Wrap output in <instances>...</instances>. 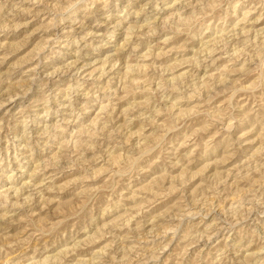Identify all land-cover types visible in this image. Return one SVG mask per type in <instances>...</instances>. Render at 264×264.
Instances as JSON below:
<instances>
[{
    "label": "rangeland",
    "instance_id": "rangeland-1",
    "mask_svg": "<svg viewBox=\"0 0 264 264\" xmlns=\"http://www.w3.org/2000/svg\"><path fill=\"white\" fill-rule=\"evenodd\" d=\"M0 264H264V0H0Z\"/></svg>",
    "mask_w": 264,
    "mask_h": 264
}]
</instances>
